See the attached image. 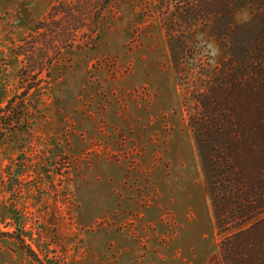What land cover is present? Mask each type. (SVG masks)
Returning a JSON list of instances; mask_svg holds the SVG:
<instances>
[{
    "label": "rangeland",
    "instance_id": "rangeland-1",
    "mask_svg": "<svg viewBox=\"0 0 264 264\" xmlns=\"http://www.w3.org/2000/svg\"><path fill=\"white\" fill-rule=\"evenodd\" d=\"M69 2L0 0V264H210L221 238L190 115L220 44L205 26L174 35L168 0L39 29Z\"/></svg>",
    "mask_w": 264,
    "mask_h": 264
},
{
    "label": "trees",
    "instance_id": "trees-1",
    "mask_svg": "<svg viewBox=\"0 0 264 264\" xmlns=\"http://www.w3.org/2000/svg\"><path fill=\"white\" fill-rule=\"evenodd\" d=\"M168 1L174 33L182 29L186 42L189 31L205 26L223 51L222 62L209 67L195 92L198 106L190 115L221 238L210 264H264V0ZM111 2L60 3L49 18L61 15L66 23L45 21L39 29L62 28L67 35L93 29L97 12ZM244 8L254 16L239 23L236 15ZM32 54H23L26 62H35Z\"/></svg>",
    "mask_w": 264,
    "mask_h": 264
}]
</instances>
